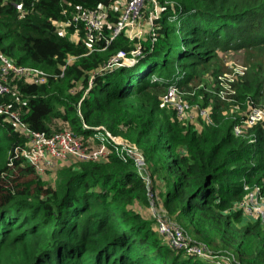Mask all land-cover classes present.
<instances>
[{
    "label": "trees",
    "instance_id": "trees-1",
    "mask_svg": "<svg viewBox=\"0 0 264 264\" xmlns=\"http://www.w3.org/2000/svg\"><path fill=\"white\" fill-rule=\"evenodd\" d=\"M157 1V17L138 39L142 56L126 67L105 66L137 44L122 33L106 44L123 0H0L1 55L47 79L7 73L8 111L48 135L86 136L102 125L138 148L149 179L114 153L41 175L16 154L27 139L0 113V264H216L172 248L159 221L240 264H264V222L240 205L245 185L264 195V120L244 124L264 104V56L235 74L224 100L218 74L228 65L217 54L261 55L264 0ZM99 5L108 11L100 30H75L77 7ZM169 84L187 103L183 114L159 106ZM151 202L159 220L140 212Z\"/></svg>",
    "mask_w": 264,
    "mask_h": 264
},
{
    "label": "built area",
    "instance_id": "built-area-1",
    "mask_svg": "<svg viewBox=\"0 0 264 264\" xmlns=\"http://www.w3.org/2000/svg\"><path fill=\"white\" fill-rule=\"evenodd\" d=\"M149 5L148 9L143 12V8ZM147 12V15L144 13ZM158 1L157 0H123L121 13L118 21L113 26L110 36L106 39L108 44L114 37L125 32V35L130 38L139 39L144 30V24L152 22L153 18L157 17ZM108 11L105 6H97L94 9H82L77 7V11L72 17L74 29L76 25H82L86 30H100L103 25ZM69 21L63 22L68 23ZM141 22V23H140ZM135 48L126 51L124 49L117 50L107 61L105 66H129L132 65L142 56L139 42ZM0 60L3 66L0 70V96L9 91V85L6 82V74L11 73L14 76H25L28 80L41 83L45 82L46 74L43 71L32 69L28 66H16L11 64L0 53ZM222 81V80H221ZM223 83V82H222ZM91 85V81H89ZM224 90L219 93L221 97L230 91L227 89L228 84H224ZM232 92V91H231ZM167 104L172 105L178 114H183L187 106L185 100L179 98V93L174 84H169L166 91L160 98L159 106L163 107ZM0 112L5 113L10 119L19 122L20 127L25 132L27 144L24 148H20L19 153L35 166L39 173H43L54 167L58 161L64 160L67 155L78 160H97L114 153L116 157L122 161L132 160L137 175L149 183L148 177L144 176L145 160L138 148L129 143L120 135H113L103 126L95 127L96 132L88 138H81L73 135L69 130L57 132L54 134H46L45 132L33 131L26 127L15 114L9 112L7 107L0 104ZM200 113L206 116V110H200ZM264 118V109L255 110L246 120L248 124H252L256 120ZM209 120V117L207 118ZM235 134H239L241 129L238 126L234 128ZM245 189H249L245 186ZM246 214H250L255 218L260 217L264 221V195L260 193L258 186L250 188L245 198L240 203ZM159 220V217L157 218ZM160 231H166L169 235L168 244L177 250H184L189 254L197 255L203 259L214 261L216 264H240L236 261L231 253L217 254L209 250L203 243L192 240L186 231L179 225L159 221Z\"/></svg>",
    "mask_w": 264,
    "mask_h": 264
},
{
    "label": "rangeland",
    "instance_id": "rangeland-1",
    "mask_svg": "<svg viewBox=\"0 0 264 264\" xmlns=\"http://www.w3.org/2000/svg\"><path fill=\"white\" fill-rule=\"evenodd\" d=\"M148 6L149 5H146L145 11H146V9L149 8ZM147 25H148V22H147ZM58 31H60V30L58 29ZM125 32L126 31L122 32V34L124 36H126ZM143 34H144V32L142 33V35L140 37H142ZM138 42L139 41L137 39L136 43H138ZM139 44H140V42H139ZM136 46H138V45H135V47ZM230 47L233 48V45ZM217 54H218L220 61L223 64L228 65L227 70H224L218 74L219 79L222 80V82L224 84H228V82L235 76V74L245 73V71L248 69L249 65L252 62L254 63L257 60H261L264 56V50L261 51V55L256 57V58L253 56V51L251 49H247V48H244L243 51H237V52L233 51L232 49H227V50L218 49ZM223 64L221 66V70H223ZM126 74H127V72H126ZM197 111L198 110H196L195 107H190L188 114H192L195 117L198 115ZM65 130H69V129H63L61 131H65ZM147 210L149 213L145 209H140L141 214L145 218L149 217V214L151 216L155 217L156 219L161 216V212H160L161 209L159 207L155 206L154 204L152 205V202H151V205L147 208ZM165 225H166V223H165Z\"/></svg>",
    "mask_w": 264,
    "mask_h": 264
},
{
    "label": "clouds",
    "instance_id": "clouds-1",
    "mask_svg": "<svg viewBox=\"0 0 264 264\" xmlns=\"http://www.w3.org/2000/svg\"><path fill=\"white\" fill-rule=\"evenodd\" d=\"M62 24V23H61ZM130 39V38H129ZM133 39H136V38H133ZM138 62V59H137V61L135 62V63H133L132 65H129L128 67H130V66H133L134 64H136ZM127 67V66H126ZM241 74H243V73H241ZM20 77H22V76H20ZM88 86H90L89 85V83H88ZM8 93V92H7ZM233 93V91L232 92H230L228 95H226V96H224V100H229L230 98H229V95L230 94H232ZM6 94V93H5ZM5 94H3L2 96H0V104H3L2 102H1V98L5 95ZM3 105H5V104H3ZM6 106V105H5ZM7 107V106H6ZM8 108V107H7ZM259 109H264V104H263V106H261V107H256V108H253V110L246 116V119H245V123L244 124H246L247 126H251V125H253V124H255L256 122H258V121H261V120H264V118H262V119H259V120H256L255 122H253L252 124H248L247 122H246V120L249 118V116L255 111V110H259ZM0 113H2V114H4L7 118H9L5 113H3V112H0ZM13 114H15L16 116H17V118H19V120L21 121V119H20V117L17 115V113H15V112H12ZM10 119V118H9ZM12 121H13V123L24 133V135H25V137H26V134H25V132L22 130V128L20 127V124H19V122H16V121H14L13 119H11ZM208 122L210 121V119L209 120H207ZM22 122V121H21ZM23 123V122H22ZM24 124V123H23ZM25 125V124H24ZM99 126H102V125H99ZM235 126H238V125H235ZM95 127H98V126H95ZM95 127H92V128H90V130H91V132L90 133H88L86 136H79V135H76L74 132H72L71 130H69V131H71L72 133H73V135H75V136H77V137H81V138H83V139H85V138H88V137H91V136H93V134L96 132V130H95ZM104 127V126H103ZM239 127V126H238ZM105 128V127H104ZM235 128V127H234ZM240 128V127H239ZM84 130H86V129H88V127L87 126H84V128H83ZM106 129V128H105ZM241 129V128H240ZM107 130V129H106ZM234 130V129H233ZM110 132V131H109ZM111 133V132H110ZM113 135H116V134H113ZM121 136V135H120ZM26 139H27V137H26ZM26 144H27V140H26ZM26 144L23 146V147H17L16 149H15V152H16V154L18 155V156H21V157H23L20 153H19V149L20 148H24L25 146H26ZM116 156V155H115ZM109 157V155L108 156H106V157H104V158H100V159H97V160H91V161H98V160H101V159H103V160H106L107 158ZM24 158V157H23ZM25 159V158H24ZM64 160H61V161H58L57 162V164L54 166V167H52L51 169H48V170H46L45 172H43V173H39L37 170V172L39 173V174H41V175H45L47 172H49V171H52V170H54L55 168H57L58 166H61V165H63V164H67V163H69L70 162V160H78V159H76V158H74V157H72V156H66L65 158H63ZM30 165H32L27 159H25ZM86 161H88V160H86ZM34 168H35V166L34 165H32ZM36 169V168H35ZM145 169L147 170V168L145 167ZM136 172V171H135ZM136 174H137V172H136ZM246 186V185H245ZM245 186H244V188H245ZM253 188V187H252ZM250 189V188H249ZM249 189H246L247 190V192L249 191ZM257 218H260V217H257ZM262 220V219H261ZM263 221V220H262ZM264 222V221H263ZM184 229V228H183ZM190 237V236H189ZM191 238V237H190ZM192 240H195V239H193V238H191ZM195 241H197V240H195ZM215 253H217V254H222V253H219V252H215ZM201 258V257H200ZM203 259V258H202ZM205 260H207V261H210V260H208V259H205ZM211 262H213V261H211Z\"/></svg>",
    "mask_w": 264,
    "mask_h": 264
},
{
    "label": "crops",
    "instance_id": "crops-1",
    "mask_svg": "<svg viewBox=\"0 0 264 264\" xmlns=\"http://www.w3.org/2000/svg\"><path fill=\"white\" fill-rule=\"evenodd\" d=\"M146 26V24H144V27Z\"/></svg>",
    "mask_w": 264,
    "mask_h": 264
}]
</instances>
